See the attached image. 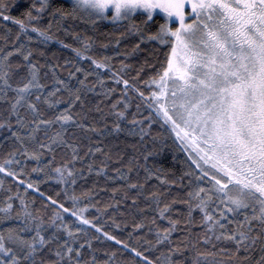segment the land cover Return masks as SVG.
<instances>
[{
	"label": "snow or ice",
	"instance_id": "1",
	"mask_svg": "<svg viewBox=\"0 0 264 264\" xmlns=\"http://www.w3.org/2000/svg\"><path fill=\"white\" fill-rule=\"evenodd\" d=\"M0 264H264V0H0Z\"/></svg>",
	"mask_w": 264,
	"mask_h": 264
},
{
	"label": "trees",
	"instance_id": "2",
	"mask_svg": "<svg viewBox=\"0 0 264 264\" xmlns=\"http://www.w3.org/2000/svg\"><path fill=\"white\" fill-rule=\"evenodd\" d=\"M157 18H159V17H157Z\"/></svg>",
	"mask_w": 264,
	"mask_h": 264
}]
</instances>
